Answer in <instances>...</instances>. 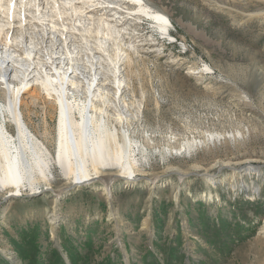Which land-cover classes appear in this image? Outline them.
Wrapping results in <instances>:
<instances>
[{"label":"rangeland","instance_id":"1","mask_svg":"<svg viewBox=\"0 0 264 264\" xmlns=\"http://www.w3.org/2000/svg\"><path fill=\"white\" fill-rule=\"evenodd\" d=\"M144 1L166 14L176 42L145 24L131 39V61L119 63L143 175L133 186L113 181L107 196L102 182L65 190L54 166L51 187H64L57 198L49 190L4 200L0 192V264H26L12 241L34 229L40 257L55 249L65 264L64 246L86 264H166L171 248L182 264H264V0ZM50 105L29 110L38 135L51 113L45 139L54 154ZM186 140L195 145L180 151ZM220 223L230 229L217 232Z\"/></svg>","mask_w":264,"mask_h":264},{"label":"bare ground","instance_id":"2","mask_svg":"<svg viewBox=\"0 0 264 264\" xmlns=\"http://www.w3.org/2000/svg\"><path fill=\"white\" fill-rule=\"evenodd\" d=\"M148 23L158 36L174 42L166 14L144 0H0L4 200L49 190L57 198L64 187H51L54 166L68 185L65 190L97 188L95 184L102 182V192L109 196L113 181L133 186L140 180L143 167L136 156L143 150L129 130L133 115L126 113L129 105L122 95L126 84L119 77V63L122 56L131 61L129 51L136 49L131 39L141 38V28ZM48 101V109L58 112L54 154L45 139L53 131L46 124L51 123V113H41L44 132L38 135L32 122L36 113L29 110ZM112 107L115 112L110 113ZM7 125H13L16 135ZM193 145L186 140L180 151ZM156 183L151 179L149 189Z\"/></svg>","mask_w":264,"mask_h":264},{"label":"trees","instance_id":"3","mask_svg":"<svg viewBox=\"0 0 264 264\" xmlns=\"http://www.w3.org/2000/svg\"><path fill=\"white\" fill-rule=\"evenodd\" d=\"M208 226L207 223H202V227ZM230 227L226 223H220L219 228H217V232L220 231H227ZM241 227L239 225H236L233 229L234 233L236 234V238H241L240 235ZM22 240L19 241H12V244L14 245V250L17 253L18 256L21 257L22 261H25L26 264H65L64 259L62 255L57 251L53 250L51 252V257H48V259H44L43 257H40V246L38 245V230L34 229L33 232L28 233L27 231L22 232ZM231 239V237H230ZM217 241V237L212 239L210 243H214ZM228 243H224L220 249H223L224 247H227ZM65 252L69 255L70 260L72 261V264H86L85 261L79 263L77 255H73L70 253V249L68 247L64 246ZM171 252V255L167 254V262L166 264H182L181 260L178 259L175 255V249L171 248L169 250ZM153 256V253H150L149 256ZM101 264H115L111 259L106 260L102 262Z\"/></svg>","mask_w":264,"mask_h":264},{"label":"water","instance_id":"4","mask_svg":"<svg viewBox=\"0 0 264 264\" xmlns=\"http://www.w3.org/2000/svg\"><path fill=\"white\" fill-rule=\"evenodd\" d=\"M195 175H198V174H195ZM204 176H206V175H204ZM207 177V176H206ZM72 189V188H71ZM70 190V189H69Z\"/></svg>","mask_w":264,"mask_h":264}]
</instances>
